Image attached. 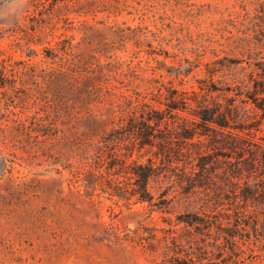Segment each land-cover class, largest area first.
Returning a JSON list of instances; mask_svg holds the SVG:
<instances>
[{
  "label": "trees",
  "instance_id": "obj_1",
  "mask_svg": "<svg viewBox=\"0 0 264 264\" xmlns=\"http://www.w3.org/2000/svg\"><path fill=\"white\" fill-rule=\"evenodd\" d=\"M102 11L114 14L116 7L98 10L89 0H36L28 24L15 32L19 35L16 45L27 61L0 60V89L4 90L0 94L9 87L11 99L33 109L32 115L14 119L12 129L30 137L33 134L35 142H61L59 157L65 168L72 169L71 175L87 196L99 191L97 196L104 194L126 205L145 203L150 211L165 214L181 207L185 214L177 224H184L183 233L169 229L156 244L150 242L152 235L140 238L145 248L173 261L169 264H191L193 256L198 264L213 257L223 264H235V258L245 254L241 246L250 257L261 260L264 4L246 25L247 31L260 36V47L254 46L252 38L242 40L258 50L249 59L263 61L255 64L261 65V73L252 69L250 82L237 84L235 96L244 98L240 100L243 106L236 105L235 98H225V105L209 100L208 91L201 86L198 91L182 90L172 80L142 79L130 68L122 70L123 63L114 53L133 39L134 29H122L116 23L106 26L103 21L88 26L86 20H78L87 16L94 19ZM69 15H74L76 25ZM59 29H76L81 38L74 45L71 36L58 41L55 49L44 48L50 65L38 71L29 63L36 56L30 43H41L40 35H52ZM133 45L134 56L156 54L150 44L149 50L139 40ZM101 58L105 63H100ZM173 75L177 85H183L181 74ZM249 102L253 106L246 109ZM39 137L43 139L38 141ZM146 148L158 163L151 158L130 160L134 150ZM151 182L158 185L156 199ZM162 184L167 186L162 188ZM169 195L172 197L167 198ZM167 222L170 225L169 219ZM196 235L206 239L196 240ZM252 237L258 252L254 256ZM192 242V248L183 250Z\"/></svg>",
  "mask_w": 264,
  "mask_h": 264
},
{
  "label": "rangeland",
  "instance_id": "obj_2",
  "mask_svg": "<svg viewBox=\"0 0 264 264\" xmlns=\"http://www.w3.org/2000/svg\"><path fill=\"white\" fill-rule=\"evenodd\" d=\"M89 1L98 10L112 6L116 11L114 14L102 11L94 19L87 16L78 20H86L88 26L103 21L106 26L116 23L122 29H134L133 39L114 55L123 63L122 70L130 68L142 79L156 77L164 83L172 80L177 88L187 91H198L201 86L208 91L209 100L216 99L225 105V98H235V104L241 106L240 100L244 98L235 96L239 92L237 84L250 82L252 69L261 73V65L255 64L263 61L249 59L258 51L254 46L260 47V36L247 31L246 25L259 14L257 11L261 10L264 0ZM35 3L36 0H0V60L27 61L22 48L16 45L19 35L15 32L28 24L27 17L32 14ZM69 18L76 25L74 15ZM95 27L104 29L101 25ZM128 33L125 30L124 35ZM71 36L73 45L81 38L76 29L69 32L59 29L52 35H40L41 43H30L36 56L29 63L38 71L49 66L43 49H55L58 41L69 40ZM245 38H252L254 46L246 45L242 41ZM135 40L142 41L145 50H149L147 44H150L156 54L148 56L141 52L134 56ZM100 61L105 63L103 58ZM175 73L181 74L183 85H177ZM185 73H188L186 77ZM1 92L4 90L0 89ZM10 95L9 87L5 94H0V264L173 262L163 258L160 252L145 248L146 243L140 238L152 235L150 242L156 244V239L169 229L183 233L184 224L177 222L178 218H184V210L176 207L172 213L165 214L156 209L150 211L145 203L126 205L104 194L97 196L99 191L92 196L85 195L83 187L71 175L72 169L65 168L64 160L59 157L58 152L63 150L61 142H35L33 134L30 137L12 129L14 119L32 115L33 109L11 99ZM251 106L249 102L245 107ZM41 139L39 137L38 141ZM149 158L158 163L147 148L140 152L134 150L130 160L145 162ZM166 186L162 184V188ZM150 187L156 199L158 185L151 182ZM194 238L200 240L206 236ZM250 243L253 256L258 255L253 237ZM192 244L194 242L185 244L183 250L193 247ZM240 250L245 254H239L235 264L264 262V257L261 260L250 257L245 246ZM196 260L193 256L191 264H198ZM201 264L223 263L213 257Z\"/></svg>",
  "mask_w": 264,
  "mask_h": 264
}]
</instances>
